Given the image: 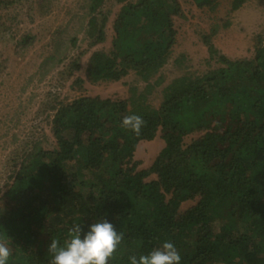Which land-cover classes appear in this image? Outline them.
<instances>
[{
	"label": "trees",
	"instance_id": "16d2710c",
	"mask_svg": "<svg viewBox=\"0 0 264 264\" xmlns=\"http://www.w3.org/2000/svg\"><path fill=\"white\" fill-rule=\"evenodd\" d=\"M119 1L112 49L93 51L86 73L96 82L134 71L146 84L131 85L124 99L83 95L52 106L54 146L26 141L0 186V240L13 249L8 264H50L52 239L63 246L75 224L86 233L103 219L124 234L108 264H131V256L167 241L180 264H264V36L253 58L233 60L215 46L216 29L203 34L220 65L173 78L154 107L148 95L162 80H152L171 56L174 17L183 9L179 0ZM246 1L232 0L231 8ZM102 2H89L93 44L105 40ZM32 37L25 34L22 45ZM131 114L146 122L139 135L122 127ZM159 132L165 145L149 167L138 168L139 142ZM193 133L199 135L185 143ZM185 202L192 203L183 208Z\"/></svg>",
	"mask_w": 264,
	"mask_h": 264
},
{
	"label": "rangeland",
	"instance_id": "374dc122",
	"mask_svg": "<svg viewBox=\"0 0 264 264\" xmlns=\"http://www.w3.org/2000/svg\"><path fill=\"white\" fill-rule=\"evenodd\" d=\"M89 2L0 0V186L8 181L26 141L54 146L48 120L54 113L53 105L83 95L124 99L130 95L131 85L142 90L146 84L134 71L118 81L94 82L87 76L86 66L93 51L112 49L114 22L123 5L119 0H103L99 9L103 14L98 16L99 23L103 16L106 19L105 40L93 44L94 36L87 32ZM179 2L183 16L174 17L176 42L168 62L152 80L160 76L161 84L148 95L154 107L162 100V88L173 78L201 75L220 65L216 57L210 58L203 34L216 29L215 46L233 60L253 58L258 35L264 36V0H247L234 10L232 0H218L214 9L200 6L196 0ZM25 34L33 37L22 45ZM50 49L52 58L47 57ZM74 63L80 66L75 68ZM197 135H188L185 143ZM164 145L160 132L152 140L140 141L134 153L138 168L149 167ZM191 203L185 202L183 208Z\"/></svg>",
	"mask_w": 264,
	"mask_h": 264
},
{
	"label": "clouds",
	"instance_id": "9594fccd",
	"mask_svg": "<svg viewBox=\"0 0 264 264\" xmlns=\"http://www.w3.org/2000/svg\"><path fill=\"white\" fill-rule=\"evenodd\" d=\"M146 122L143 117L131 114L122 120V127L139 135ZM124 234L106 219L93 223L84 233L83 226L75 224L69 230V239L61 246L58 239H52L48 252L52 254L50 264H108L110 258L122 243ZM13 249L0 240V264H8ZM131 264H180L181 255L175 244L164 242L146 255L131 256Z\"/></svg>",
	"mask_w": 264,
	"mask_h": 264
}]
</instances>
